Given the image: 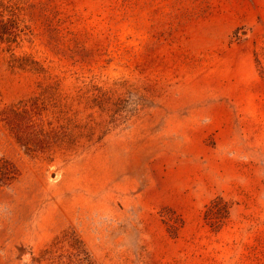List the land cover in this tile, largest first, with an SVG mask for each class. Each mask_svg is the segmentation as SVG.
<instances>
[{"label":"rangeland","instance_id":"374dc122","mask_svg":"<svg viewBox=\"0 0 264 264\" xmlns=\"http://www.w3.org/2000/svg\"><path fill=\"white\" fill-rule=\"evenodd\" d=\"M18 12L28 32L0 50V264H52L77 239L93 264H264V0ZM37 95L74 145L17 142L9 109Z\"/></svg>","mask_w":264,"mask_h":264},{"label":"trees","instance_id":"16d2710c","mask_svg":"<svg viewBox=\"0 0 264 264\" xmlns=\"http://www.w3.org/2000/svg\"><path fill=\"white\" fill-rule=\"evenodd\" d=\"M20 5L21 0H0V50L4 48L12 51V47L17 45L28 32L27 25L22 22L19 16ZM31 60L24 65L30 66L34 70H39L36 67L37 65H34L36 62ZM39 68L41 69L42 67ZM42 102L41 96L37 95L21 101L19 105H14L9 109L12 118L8 123L16 130L14 137L17 142L28 150L31 144L23 141V139L31 140L34 146L44 147L61 137L63 146L74 145L72 129L67 123L59 124V116L58 114L56 115V111ZM218 199L217 197L212 199L206 210L217 204ZM218 209L226 211L225 207ZM72 247L74 249L73 252L66 258L62 254H57L50 247L48 255L52 264H93L89 252L80 240L77 239V242Z\"/></svg>","mask_w":264,"mask_h":264},{"label":"water","instance_id":"95a60500","mask_svg":"<svg viewBox=\"0 0 264 264\" xmlns=\"http://www.w3.org/2000/svg\"><path fill=\"white\" fill-rule=\"evenodd\" d=\"M243 31H245V30H244V29H241V30H240V33H242Z\"/></svg>","mask_w":264,"mask_h":264}]
</instances>
